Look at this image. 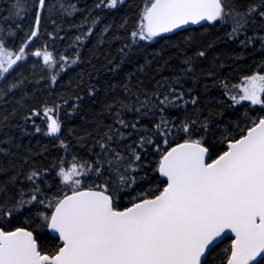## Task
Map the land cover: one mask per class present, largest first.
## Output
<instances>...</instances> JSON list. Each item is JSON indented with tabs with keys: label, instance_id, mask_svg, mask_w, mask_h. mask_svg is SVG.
I'll return each mask as SVG.
<instances>
[{
	"label": "snow or ice",
	"instance_id": "1",
	"mask_svg": "<svg viewBox=\"0 0 264 264\" xmlns=\"http://www.w3.org/2000/svg\"><path fill=\"white\" fill-rule=\"evenodd\" d=\"M121 3L92 0L81 8L80 0H11L7 15H0V145H7L0 154L8 158L7 166L0 163L5 177L0 181V264H209V255L229 239V232L219 264H264V59L260 70L240 77L238 85L230 86L227 77L219 81L228 106L244 109L234 123L218 124L213 117L223 113L213 106L205 115L194 88L185 87V78L194 85L200 79L215 83L223 67L198 69L211 45L189 54L191 34L183 38L184 48L176 44L184 67L155 80L151 90L143 79L152 64L148 59L111 85L123 97L104 105L97 114L101 118L91 121L94 130L75 137L79 151L59 136L60 112H77L96 93L99 85L91 82V73L86 93L61 96L55 104L37 101L27 106L23 123H12L29 96L27 77L16 68L36 58L54 84L63 70L82 60L81 48L90 35L97 36L95 49L121 41L120 59L107 60L114 73L132 53L146 48L145 42L165 40L162 33L186 31L185 25L227 29L226 40L238 41L245 50L256 49L259 42L264 51V0H145L130 29L124 17L111 39L105 33L112 23L94 33ZM77 12L83 13L79 23L67 25L76 33L57 55V39L68 38L62 21ZM45 19L52 31H42ZM20 32L22 42L10 43ZM42 37L48 39L30 51ZM95 49L90 52L96 54ZM167 65L165 60L157 71ZM29 121L36 132L57 138L64 150L49 165L25 168L35 153L25 155L24 163H12L14 148L20 147L13 130L28 131ZM75 131L70 128L69 134ZM20 217L23 226H17Z\"/></svg>",
	"mask_w": 264,
	"mask_h": 264
},
{
	"label": "trees",
	"instance_id": "2",
	"mask_svg": "<svg viewBox=\"0 0 264 264\" xmlns=\"http://www.w3.org/2000/svg\"><path fill=\"white\" fill-rule=\"evenodd\" d=\"M10 2L11 0H0V15H7L5 10L9 7ZM144 2L145 0H122V3L116 10L108 12L103 17L102 22H98L97 26L94 27V33H99L106 24L112 23V30L109 33H105V37L111 39V36L117 33V25L123 22L124 17L129 18L128 25L130 29L132 24L138 19L139 9L143 6ZM244 2L246 3L247 0H244ZM85 3L91 5L92 0H80L79 6L83 8ZM82 15L83 13L80 12H77L74 17L65 15L62 21L65 28L63 35L68 38L63 40L57 39L54 46L57 55L65 50V45L70 43L71 38L76 33L75 28L68 29L67 25L79 23ZM52 19L57 24H61L60 17L54 16ZM27 26V23H25V27ZM45 29L48 31L53 30V25L48 19H45L42 25V31ZM185 29L186 31L180 30L162 35L168 43H165V40L145 42L147 47L141 51L132 53L122 64L120 71L115 73L109 70L111 65H107V60L112 59V57H115L117 60L120 59L117 49L120 47L121 41L113 40L110 48L105 43L98 49H95L97 44L96 35H90L83 42L84 47L81 48L82 60L75 65H70L68 69L63 70L59 74L57 82L54 84L49 79L50 74L48 71L41 66V62L36 58H29L27 63H21L20 67L16 68V72H22L27 77L25 91L29 93V96L25 98V108L20 110L18 115L12 120V123H23L20 118L26 115L27 106L37 101L43 102L47 100L48 103L55 104L61 96L68 98L69 96L86 93L89 84L88 76L91 73L93 76L91 82L99 85L96 93L89 98H85L82 101L83 106L77 112L68 115V108H62L60 112V118L64 123L59 136L60 138L69 140L76 150L79 151L80 148L77 145L75 137H79L83 132L94 130L95 125L91 121L94 117L97 119L101 118L97 114L101 113L104 105L115 99L118 95L123 97V93L119 89L112 92L110 90L111 85L115 82L122 81L125 73L132 71L138 63L144 64L146 59L152 60V64L143 75L144 87L149 90L152 89L155 80L160 79L161 76L176 74L181 67H184L181 63L182 55H180L179 48L176 47L177 41H180V48H184L185 43L183 38L190 34L193 36V41L187 49L189 54L195 52L197 48L211 45L207 57L198 62V69L216 68V66L221 64L223 67L218 69L215 83L211 79H200L194 85L190 78H185V87L194 88L192 95L199 96L198 107L204 109L205 115H207L208 107L213 106L215 111H222L223 113L222 116L216 115L213 117L218 124L234 123L238 117L243 115L244 109L238 105L228 106L231 103L230 99L225 96L219 85V81L227 77V83L230 86L238 85L240 83V77L260 70L257 65L264 59V51L259 50V42H257L256 49L249 47L245 50L239 45L238 41L226 40L224 38V32L227 29L210 27L208 24H205L204 28L197 26ZM119 34L124 35L125 32L119 31ZM23 35V32L18 33L15 41H10V43H15L18 46L22 42ZM45 39L48 38L42 37L35 39L31 43L30 51L41 46ZM48 43L50 47L53 46L51 40H48ZM92 49H95L96 54L90 52ZM70 54H74V52ZM165 60L168 61V65L161 71H157V66L163 64ZM33 64H36L35 68L32 67ZM15 74V72L12 73L13 76ZM41 76L44 77L43 80H40ZM9 78L11 79V77ZM81 80H83V84L79 83ZM205 85H207L206 90ZM15 95L19 96L21 93L17 91ZM221 101H223L222 104L220 103ZM242 103L246 104V102ZM12 106V103L9 102V111H11ZM69 107H71V104H69ZM255 107L258 112L259 106ZM0 108H2V105H0ZM188 110L190 113L193 111L191 105H189ZM175 114V112H172V115ZM251 114L255 115L256 112ZM103 119L107 123H111V120L106 116ZM36 123H41V120L37 118ZM243 123L244 121L241 120V124ZM25 127L28 128V131L21 132L19 129L13 130L15 143L20 146L19 148H14L17 155L12 158L13 164L24 163L23 157L25 155L35 153L37 155L34 156L33 160L24 163L25 168L31 167L33 163L49 165L54 158L63 155L64 150L58 145L57 138L46 135L45 132H36L32 129L31 121ZM70 128L76 129L74 135L69 134ZM88 143H91V141L89 140ZM0 147H7V145H0ZM0 163L4 166L8 165V158L4 157L3 154H0ZM8 174L11 175V172ZM3 179L5 177L0 176V181ZM19 220L20 223L17 226H23V217H20ZM229 242V239L224 240L223 243L219 244L218 248L214 249L213 253L208 257L209 264H219L222 258L220 252Z\"/></svg>",
	"mask_w": 264,
	"mask_h": 264
},
{
	"label": "water",
	"instance_id": "3",
	"mask_svg": "<svg viewBox=\"0 0 264 264\" xmlns=\"http://www.w3.org/2000/svg\"><path fill=\"white\" fill-rule=\"evenodd\" d=\"M190 27H197V26H195V25H185V26H181L182 29L190 28ZM176 31H180V30H173L172 33L176 32ZM167 34H170V33H162L161 36H162V35H167ZM227 235H228L229 240H230V238H231V233L229 232V233H227Z\"/></svg>",
	"mask_w": 264,
	"mask_h": 264
}]
</instances>
